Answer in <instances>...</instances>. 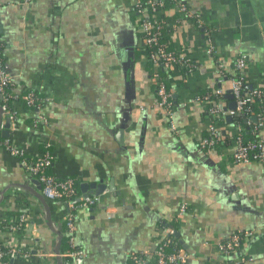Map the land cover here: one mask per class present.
Segmentation results:
<instances>
[{"label":"crops","instance_id":"1","mask_svg":"<svg viewBox=\"0 0 264 264\" xmlns=\"http://www.w3.org/2000/svg\"><path fill=\"white\" fill-rule=\"evenodd\" d=\"M182 1L199 22L181 19L169 5L159 14L164 41L198 68L187 76L160 68L175 102L169 118L156 105V68L144 54L132 0H0L13 90L44 97L48 120L33 127L35 114L15 103L17 145L28 155L48 147L53 174L77 179L80 187L108 186L100 203L76 213V243L88 254L84 264H127L130 253L151 252L168 225L176 227L191 257L188 264H264V164H235V146L227 140L215 151H199L211 123L206 106L197 101L219 86L217 62L233 73L239 52L250 58V85L264 89V0ZM210 38L215 55L207 52ZM222 87L229 91L231 84ZM222 133L223 139L233 135L232 123ZM3 140L0 133V212L28 213L29 238L21 243L35 249L30 262L10 264H58L50 220L62 223L66 208L45 200L49 212H44ZM17 187L24 191L16 193ZM183 203L189 210L178 219ZM246 231L255 238L235 254L225 258L215 251L216 243ZM2 237L9 240L6 232ZM40 248L50 256L42 259Z\"/></svg>","mask_w":264,"mask_h":264},{"label":"built area","instance_id":"2","mask_svg":"<svg viewBox=\"0 0 264 264\" xmlns=\"http://www.w3.org/2000/svg\"><path fill=\"white\" fill-rule=\"evenodd\" d=\"M133 11L140 18V30L145 42L147 60L152 63L156 71L154 79L157 87L156 105L165 111L167 117L174 115V97L168 88V79L160 73V68L168 73L174 71L183 72L189 75L198 66L191 59L181 53L171 51L165 43V24L160 13H163L169 5L173 6L181 19H193L199 22V15L195 14L182 0H132ZM4 45L0 33V132L8 129L9 137L4 138L3 147L24 169L27 186L37 191L44 200L59 202L66 208L62 223H53V230L57 236L67 237L68 249L60 252L59 256L54 255L61 264H84L88 254L76 243L78 231L76 222L77 210L81 207H93L101 201V196L95 193L84 196L77 190L75 179L71 177H58L49 174L53 168V157L50 151L40 152L37 155H28L21 149L16 141L15 134L20 130L18 124V111L15 103H22L35 114L33 127L41 124L47 125V117L43 113L45 98L33 91L17 94L13 90V82L9 76L7 64L4 58ZM209 55L216 54V46L213 40L209 39L207 49ZM249 56L239 52L233 61V73H229L225 62H217L218 87L213 91L204 93L197 97V101L206 106L210 119V127L205 137L198 141V150L205 152L215 151L223 141H229L235 146L231 154V160L235 164H264V139L261 131L264 128V89L254 88L247 79L246 71L249 67ZM229 81L233 100L225 99L226 91L222 84ZM235 103V109H229L230 102ZM259 103L260 111L256 112L255 105ZM232 119L235 133L223 139L222 127L228 125L227 118ZM253 118L257 119V123ZM244 120V122H242ZM173 130L176 127L172 124ZM251 130L252 139L246 138V133ZM38 186L41 190H38ZM23 188L17 187L16 193L23 192ZM2 194L0 193V203ZM189 208L183 203L179 208L178 219L187 214ZM47 214L49 210L44 207ZM30 218L28 213L22 212L18 216L10 217L0 212V264H8L9 261L24 260L30 262L34 257L33 249L22 244V240L29 238ZM6 232L9 240L2 237ZM176 230L173 227H162V237L158 239L151 252L130 253L128 259L132 264H188L191 257L189 253L180 246L179 239L175 236ZM21 236L20 241L14 242V236ZM255 238L253 231L235 233L224 241L215 245V251L221 256L228 258L235 254L242 247L243 243ZM181 244V243H180ZM182 245V244H181ZM41 253L39 256L44 259L50 255Z\"/></svg>","mask_w":264,"mask_h":264},{"label":"water","instance_id":"3","mask_svg":"<svg viewBox=\"0 0 264 264\" xmlns=\"http://www.w3.org/2000/svg\"><path fill=\"white\" fill-rule=\"evenodd\" d=\"M225 99L226 100H233V96L231 95V91H226V95H225ZM229 109L234 110L235 109V103L232 101L229 105ZM254 122L257 123V119L253 118ZM227 122L228 123H232V119L230 117L227 118ZM10 124L6 125V130L0 132L1 136L3 138H8L9 137V129ZM81 192L83 193V195L86 197L88 195H91L92 193H95L97 196H101V198H103L104 192L107 190L108 186L105 185L103 182L97 183V182H84L81 184ZM114 186H111V189H113ZM38 190H41V187L38 186ZM4 194H2L3 196ZM38 199L43 203V205L49 210V207L46 203V201L43 199V197L39 194L36 193ZM50 227L53 229V224L52 221L50 220ZM175 236L180 239L179 237V233L178 231L175 232ZM62 235L58 236V247L56 250V255L59 256L60 254V249H61V245H62ZM59 260V259H58ZM58 264H61L60 262Z\"/></svg>","mask_w":264,"mask_h":264},{"label":"trees","instance_id":"4","mask_svg":"<svg viewBox=\"0 0 264 264\" xmlns=\"http://www.w3.org/2000/svg\"><path fill=\"white\" fill-rule=\"evenodd\" d=\"M146 53H147V51L145 50V51H144V54H146ZM160 73H161L163 76H166V75H165V72L160 71ZM262 89H263V88H262ZM260 106H261V105H260L259 103H257V104L255 105L256 112H259V111H260ZM263 110H264V109H263ZM242 122H244V120H242ZM253 137H254V136H253L251 130H248L247 133H246V138H247V139H252ZM46 151H50V150L48 149V147L43 146V148L41 149V152H46ZM49 174H52V169L49 170ZM73 179H74V178H73ZM75 183H76V188H77V190H80V182H79L77 179H75ZM167 227H173V228L176 230V227H175V226L168 225ZM67 241H68L67 237H63L62 245H63V250H64V251L68 249V243H67ZM179 245L182 246L180 243H179ZM10 263H11V261L8 262V264H10ZM127 264H132V263H131L130 260H128V263H127Z\"/></svg>","mask_w":264,"mask_h":264}]
</instances>
